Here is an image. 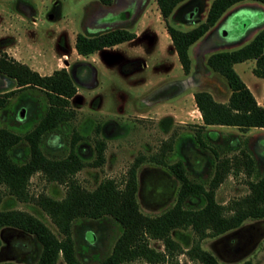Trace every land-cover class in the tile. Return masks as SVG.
Listing matches in <instances>:
<instances>
[{"label":"rangeland","instance_id":"1","mask_svg":"<svg viewBox=\"0 0 264 264\" xmlns=\"http://www.w3.org/2000/svg\"><path fill=\"white\" fill-rule=\"evenodd\" d=\"M140 1L143 0H114L113 4H107L105 8L89 0H0V49L42 74L58 67L68 69L71 63L81 59L93 65L95 80L91 84L88 78H84V85L78 83L75 93L69 98L75 113L64 126L67 138L72 129L84 131L87 144L81 152L87 161L93 157L94 138L102 137L105 140L103 162L99 165L86 163L74 173L77 182L87 189L93 188L104 177H111L121 184L126 168L134 156L158 151L160 142L169 136L176 139V142L172 150L167 151L166 160L168 158L170 162L182 156L187 167L200 173L205 182L213 172V167L205 166L209 149L196 147L189 137L194 131L202 130L198 128L201 118L192 93L185 92L171 99L158 101L175 94L170 92L172 86H169L168 93L165 88H160L150 94L162 82L182 75L176 52H172V43L167 46L164 20L154 0H146V7L135 24L138 36L132 41L122 42L106 48V52H95L85 58L77 54L73 47L74 34L84 15L90 16L86 18L83 27L90 33L103 28L107 23L121 22L124 16L134 12ZM208 1L183 0L173 9V17L170 16L169 19L182 29L189 28L194 17H203ZM199 4L203 6L200 11ZM252 12L259 17L263 14L259 9H243L227 16L218 30L222 40L218 43L228 48L240 44L238 42L244 40L249 30H246L247 26L257 19L252 17ZM190 47L188 53L194 64L193 74L185 83L195 87H208L216 99L224 100L227 92L224 81L205 70L202 64L203 47L196 46L194 59ZM209 47L210 45L206 46ZM247 68L246 62L234 65L240 77L258 94L260 89L263 91V81L247 72ZM45 104L46 100L38 90H19L10 95L4 109H0V126L24 132L36 122L44 111ZM97 125L100 129L96 130ZM208 127L218 130L219 142L230 140L235 143L234 149L220 147L219 157L238 154L239 147H244L250 155L259 159L258 171H252V175L243 169L224 175L214 190V197L225 204L246 193V180L253 178L255 172L263 170L264 128L249 127L241 130L224 124ZM57 144L55 136L45 137L40 146L48 156H60L67 152L66 140L61 147ZM23 147L25 144L22 143L17 150ZM136 180L135 196L141 212L156 214L173 203L178 182L164 165L147 160L141 162L136 170ZM64 188L63 183L49 181L36 171L28 178L30 198L25 201L13 200L0 185V207L12 206L32 212L59 236L60 233L49 216L31 197L44 193L59 198L63 195ZM117 233L115 223L102 218L78 219L71 228L76 253L88 263L95 262L110 250ZM172 234L177 240L185 238L191 242L192 234L187 229L179 228ZM0 240V262L34 261L39 246L31 235L16 228L5 227L0 229ZM148 242L155 249L163 248L158 239H149ZM180 245L183 246V243L180 242ZM200 246L212 252L219 264H237L245 259H249L251 264H264V218H246L238 226L221 234L202 238ZM54 264H65L61 255H58ZM120 264L199 263L192 261L181 251L158 262L136 258Z\"/></svg>","mask_w":264,"mask_h":264},{"label":"trees","instance_id":"2","mask_svg":"<svg viewBox=\"0 0 264 264\" xmlns=\"http://www.w3.org/2000/svg\"><path fill=\"white\" fill-rule=\"evenodd\" d=\"M113 1L89 0L105 8V5L113 4ZM154 1L164 20L182 75L162 82L150 94L160 88H165L168 93L169 86H172L170 92L175 94L162 97L158 101L171 99L185 92L192 93L201 118L198 128L202 130L194 131L189 137L196 147L209 149L205 166L213 167L212 175L205 182L200 173L187 167L182 156L170 162L168 158L166 160L167 151L172 150L176 142V139L169 136L160 142L158 151L149 155H135L126 168L121 184L111 177H104L91 189L81 186L74 178V173L86 163L99 165L103 162L105 140L102 137L94 138L93 157L87 161L81 152L87 144L84 131L72 129L67 138L64 126L75 113L69 102L78 86L77 73L73 68L80 64L91 71L93 65L81 59L71 63L68 69L58 67L42 74L26 62L0 49V109H4L10 95L26 88L38 90L46 100L44 111L30 129L20 133L0 126V185L13 200L21 201L30 198L27 190L28 178L36 171L49 181L65 185L64 193L59 198L44 193L31 197L49 216L60 233L59 236L32 212L12 206L0 207V229H19L31 235L39 246L31 263L6 260L0 264H54L58 255H61L65 264H120L136 258L158 262L181 251L199 264H219L212 252L200 246V240L234 228L246 218H264V167L260 172H255L253 178L246 180L248 191L243 195L232 198L225 204L215 199L214 190L226 173H236L243 169L252 175V171H258L259 159L250 155L244 147H239L238 154L219 157L220 147L234 149L235 143L230 140L219 142L218 130L208 127L224 124L241 130L249 127L264 128V105L257 103L250 89L233 68L235 62L253 59L251 71L264 84V26L258 28L247 41L231 48L211 51L205 57L204 69L222 78L227 89L225 99L218 100L208 87H195L185 83L193 74L194 65L188 50L214 26L230 6L244 0H210L203 18L186 29L176 26L169 19L173 9L183 0ZM250 1L264 4V0ZM146 4V0L140 1L134 12L124 16L121 22L107 23L103 28L90 33L83 28L89 16L84 15L74 34L73 47L76 53L87 56L96 50L133 38L135 24ZM97 129H100L99 125L96 126ZM54 136L57 138L58 147L64 145L65 140L68 145L67 152L60 156H48L40 146L43 138ZM22 143L25 147L17 150ZM145 160L164 165L178 182L173 203L156 214L141 212L135 196L136 170ZM101 218L115 223L118 233L110 250L95 262L88 263L76 253L71 234L72 224L78 219ZM179 228L190 231V243L185 238H174L172 232ZM149 239L160 240L162 250L150 246ZM237 264L251 262L245 259Z\"/></svg>","mask_w":264,"mask_h":264},{"label":"crops","instance_id":"3","mask_svg":"<svg viewBox=\"0 0 264 264\" xmlns=\"http://www.w3.org/2000/svg\"><path fill=\"white\" fill-rule=\"evenodd\" d=\"M210 1V0H209ZM209 1L207 2V5L209 3ZM200 5V4H199ZM207 5L205 6V10H206V7ZM203 7V6H202ZM201 5L199 7V11H200V8H202ZM243 9H247V10H250V11H254L255 9H259L263 12V14L261 13V17H259L258 15H255L254 12H252V17H255L257 18L256 21H254L252 24L248 25L246 30H248L247 32V36L245 35V37L243 38L244 40H240V42L238 43H243L245 41H247L253 34L254 32L260 28V27H263L264 26V4L262 3H259V2H255V1H250V0H244V1H240L232 6H230L221 16L220 18L218 19V21L214 24V26L210 29H208L204 35L202 37H200L197 41H195L192 45H191V50H192V57L194 59V55H195V48L196 46L198 45H201L203 47V51H202V64L204 62V59L205 57L207 56V54L211 51H214V50H217V49H221V48H228L226 46H224V44H219L218 42L222 41L220 40L221 36L218 34V30L219 28L221 27V25L223 24L225 18L229 15H231L233 12H235L236 10H243ZM205 10H204V13H205ZM204 16V15H203ZM259 17V18H258ZM195 19H193V23L192 25H194L195 23H197L199 20H201L203 17H194ZM191 27V26H190ZM135 32V36L129 40H125V41H122V42H127V41H132L134 38H136L138 36V30L137 28H135L134 30ZM154 34L156 35V32L154 31ZM165 34H166V38L168 39V42H167V46L171 44V41L169 39V36L167 35L166 31H165ZM157 39V37H156ZM243 41V42H242ZM122 42H119L117 44H121ZM115 44V45H117ZM113 45V46H115ZM207 45H210L209 48H206ZM113 46H111L110 48H112ZM172 46V44H171ZM212 46V47H211ZM106 48H109V47H104L100 50H96L92 53H102V52H106L107 49ZM4 50V49H2ZM106 50V51H105ZM174 51V48L172 46V52ZM263 51H264V47H263ZM90 53V54H92ZM88 54V55H90ZM80 55V54H79ZM101 55V54H100ZM80 56H83V55H80ZM16 59H18L17 57H15ZM83 58H85V56H83ZM19 60V59H18ZM243 62H246L247 63V72H251V67L253 66V63H254V60L253 59H245V60H242V61H239V62H235L233 63V68H234V65L237 64V63H243ZM245 64V63H244ZM236 71V70H235ZM237 72V71H236ZM238 73V72H237ZM253 74V73H252ZM239 75V73H238ZM240 76V75H239ZM256 76V75H255ZM258 77V76H257ZM241 78V77H240ZM260 78V77H259ZM242 79V78H241ZM243 80V79H242ZM244 81V80H243ZM244 83L246 84V86L250 89V91L252 92L253 96L255 97L256 101L258 104L260 105H264V84H263V91H261L262 89H260L259 93L256 94L252 89L251 87L248 85V83L246 81H244Z\"/></svg>","mask_w":264,"mask_h":264},{"label":"flooded vegetation","instance_id":"4","mask_svg":"<svg viewBox=\"0 0 264 264\" xmlns=\"http://www.w3.org/2000/svg\"><path fill=\"white\" fill-rule=\"evenodd\" d=\"M50 15V14H49ZM203 38V37H202ZM70 66V65H69ZM94 70V69H93ZM73 71L77 73V82L80 83L81 85H84V78H88L90 83L92 84L95 80L94 77V72H92V70H88L86 68H84L82 65L77 64L76 66H74Z\"/></svg>","mask_w":264,"mask_h":264}]
</instances>
